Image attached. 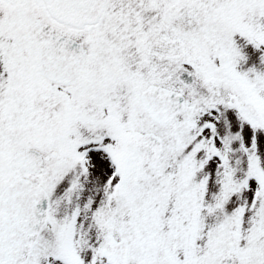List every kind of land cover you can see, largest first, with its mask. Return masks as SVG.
I'll return each mask as SVG.
<instances>
[{
    "label": "snow or ice",
    "instance_id": "snow-or-ice-1",
    "mask_svg": "<svg viewBox=\"0 0 264 264\" xmlns=\"http://www.w3.org/2000/svg\"><path fill=\"white\" fill-rule=\"evenodd\" d=\"M0 264H264V0H0Z\"/></svg>",
    "mask_w": 264,
    "mask_h": 264
}]
</instances>
